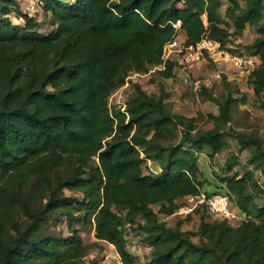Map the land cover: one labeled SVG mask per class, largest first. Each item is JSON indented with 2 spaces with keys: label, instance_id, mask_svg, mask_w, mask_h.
<instances>
[{
  "label": "trees",
  "instance_id": "1",
  "mask_svg": "<svg viewBox=\"0 0 264 264\" xmlns=\"http://www.w3.org/2000/svg\"><path fill=\"white\" fill-rule=\"evenodd\" d=\"M229 1L234 31L222 25L223 0H36L45 19L0 0V264H80L92 245L75 221L134 264L125 226L139 219L153 247L148 264H264V201L250 172L219 177L245 216L239 224L203 215L186 231L161 217L205 193L199 154L209 148L214 157L226 146L232 97L208 93L219 114L201 125L139 83L125 105L110 103L133 72L173 76L176 61L164 60L163 48L177 34L186 44L207 37L226 45L247 24L257 32L246 45L258 60L250 83L264 96V0ZM169 138L178 141L167 145ZM236 138L264 165L260 138ZM147 161L159 171L145 172ZM53 218L67 219L70 234L45 232Z\"/></svg>",
  "mask_w": 264,
  "mask_h": 264
},
{
  "label": "rangeland",
  "instance_id": "2",
  "mask_svg": "<svg viewBox=\"0 0 264 264\" xmlns=\"http://www.w3.org/2000/svg\"><path fill=\"white\" fill-rule=\"evenodd\" d=\"M21 2H24L29 11L39 9L36 0H21ZM241 3L244 4L243 1ZM229 6L230 1L223 0L220 7L223 17H225ZM42 18L44 17L42 16ZM225 20L227 24L222 23V25L228 27L230 31H234L231 21L227 17ZM44 28L50 27L45 25ZM256 36L255 26L247 24L243 31L231 35L228 45L234 51L254 56V52L248 50L246 45L251 43ZM256 64L258 65V60H256ZM173 73L172 77L165 78L154 69L147 73L135 74L133 72L130 74L129 80L111 94L110 103L117 106L125 105L133 91L134 83H139L148 93L164 97L165 101L171 104L173 112L195 116L197 125H201L208 120L207 114L209 112L219 114L218 104L208 98V93H212L220 100L231 96L233 99L230 110L231 119L223 124L226 132L224 137L226 146L214 157H210L211 150L209 148L203 149L199 154L198 163L202 170L200 178L207 181L202 192L210 193L215 190L226 192V187L220 183V176L233 173L236 170L241 174L250 172L254 182L257 183L252 188L256 200L263 202L264 191H261L260 188L264 182V165H257L252 162L253 146L241 148L240 142L236 138V133L239 132L247 136L254 135L260 138L264 147V96L254 93L250 83L249 71L230 61L217 64L212 58L205 55L189 68L182 69L176 66ZM177 141V138H169L164 143L169 145L177 143ZM97 162V157L90 161V163ZM144 171L157 173L159 167L157 164L147 161L144 164ZM65 193L82 197L79 192L65 190ZM198 199L199 197L194 199L182 198L179 200L181 207L174 214L166 217L161 215V217L166 219L169 226H179L186 231H196L203 215L208 220L219 219L209 211L205 203H199ZM38 205L40 206V204ZM18 216L20 219L24 218L20 209ZM244 219V214L237 211L236 217L230 221L233 225H237ZM138 223L141 224L142 220L139 219L136 224H126L125 226L128 248L135 256L134 264H148L153 247L145 238V233ZM73 227H77L84 241L92 245L89 253L81 260L80 264H113L103 260L105 251L111 248L104 242L97 240L94 228L84 225L81 221L73 222ZM43 228L47 233L70 234L69 222L65 218L60 220L53 218ZM193 239L197 241L198 237L194 236Z\"/></svg>",
  "mask_w": 264,
  "mask_h": 264
},
{
  "label": "built area",
  "instance_id": "3",
  "mask_svg": "<svg viewBox=\"0 0 264 264\" xmlns=\"http://www.w3.org/2000/svg\"><path fill=\"white\" fill-rule=\"evenodd\" d=\"M202 19L206 22V13L202 14ZM174 27L179 30L181 20L173 23ZM228 44L223 45L221 42L204 37L196 44H186L177 34L168 41L163 48L164 60L170 59L176 61V66L185 69L189 68L196 61L202 59L205 55L212 58L217 64H223L230 61L236 66L242 67L249 72L256 67V59L250 54L236 52L231 50ZM135 74H139L138 72ZM193 199V198H191ZM199 203H205L209 211L218 218H227L231 220L236 217L237 210L233 207L230 195L226 192L214 191L209 194L202 193L199 195ZM185 210V208H183ZM111 249L105 251L103 260L113 264H127L122 259L113 244L107 243Z\"/></svg>",
  "mask_w": 264,
  "mask_h": 264
},
{
  "label": "crops",
  "instance_id": "4",
  "mask_svg": "<svg viewBox=\"0 0 264 264\" xmlns=\"http://www.w3.org/2000/svg\"><path fill=\"white\" fill-rule=\"evenodd\" d=\"M18 2H19V4L21 5V8H23V10L24 11H26L27 9H26V7H25V5H24V2L22 3L21 2V0H18ZM27 11H29V9L27 10ZM36 11H38L37 13H39V15H38V19H42V14H41V12H40V8L38 9V10H30V12H33V13H35ZM184 198H187V199H191V198H196L195 196H193V195H189V196H186V197H184Z\"/></svg>",
  "mask_w": 264,
  "mask_h": 264
}]
</instances>
